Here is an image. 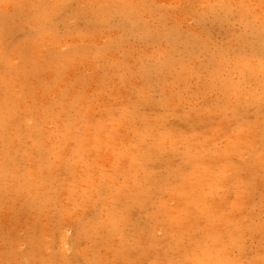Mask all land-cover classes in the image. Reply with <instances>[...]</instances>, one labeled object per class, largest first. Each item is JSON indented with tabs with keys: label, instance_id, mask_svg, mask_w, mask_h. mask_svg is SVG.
Here are the masks:
<instances>
[{
	"label": "rangeland",
	"instance_id": "374dc122",
	"mask_svg": "<svg viewBox=\"0 0 264 264\" xmlns=\"http://www.w3.org/2000/svg\"><path fill=\"white\" fill-rule=\"evenodd\" d=\"M0 264H264V0H0Z\"/></svg>",
	"mask_w": 264,
	"mask_h": 264
}]
</instances>
